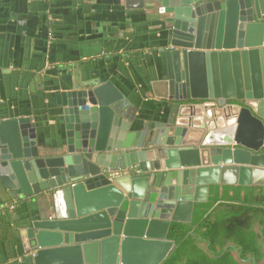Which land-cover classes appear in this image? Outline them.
I'll list each match as a JSON object with an SVG mask.
<instances>
[{"label": "water", "instance_id": "water-1", "mask_svg": "<svg viewBox=\"0 0 264 264\" xmlns=\"http://www.w3.org/2000/svg\"><path fill=\"white\" fill-rule=\"evenodd\" d=\"M161 5L170 99L205 102L172 135L129 133L110 82L69 94L62 155L39 146L30 117L0 121V181L49 202L23 232L25 264H162L171 224L191 223L211 186L264 187V0Z\"/></svg>", "mask_w": 264, "mask_h": 264}, {"label": "crops", "instance_id": "crops-1", "mask_svg": "<svg viewBox=\"0 0 264 264\" xmlns=\"http://www.w3.org/2000/svg\"><path fill=\"white\" fill-rule=\"evenodd\" d=\"M161 1L0 0V121L30 117L39 146L53 152L66 142L69 94L110 82L132 132L156 135L170 125L172 135L193 105L170 99ZM48 206L0 181V264H25L29 215L36 220Z\"/></svg>", "mask_w": 264, "mask_h": 264}, {"label": "trees", "instance_id": "trees-1", "mask_svg": "<svg viewBox=\"0 0 264 264\" xmlns=\"http://www.w3.org/2000/svg\"><path fill=\"white\" fill-rule=\"evenodd\" d=\"M162 264H264V187H210L191 223L171 224Z\"/></svg>", "mask_w": 264, "mask_h": 264}, {"label": "flooded vegetation", "instance_id": "flooded-vegetation-1", "mask_svg": "<svg viewBox=\"0 0 264 264\" xmlns=\"http://www.w3.org/2000/svg\"><path fill=\"white\" fill-rule=\"evenodd\" d=\"M165 10H166V8H164V7L160 8V13L164 16V18H166V16H167V15L165 14ZM245 10H246V7H245V9H242V8H241V12H243V11H245ZM241 14H242V13H241ZM255 21H256V20H255ZM257 22H258V21H257ZM238 23H239V22H238ZM164 24H165V22H164ZM167 49H168V48H167ZM167 49H166V50H167ZM261 65L264 66L263 63H261ZM262 75H263V82H264V70H262ZM185 102H186V101H185ZM197 102H198V101H197ZM197 102H190L189 105H193V106H195V105H197ZM200 103H201V105H204V104H205L204 101H201ZM186 104H188V103H186ZM232 105H238V106H241V107H242V106H245V104H244L243 102H238V101H227L226 105H225L224 107H220V106H219V109L222 110V109H224V108H226V107H228V106H232ZM255 107H256V105H255ZM123 113H124V112H123ZM121 117H122L123 120H126L127 122H129V121L131 120V118H130L127 114H125V115L122 114ZM203 119L205 120L204 117H203ZM129 124H130V122H129ZM130 126H131V124H130ZM160 126H163V125L160 124ZM176 127H177V126H175V128H176ZM168 128H169V129H170V128L172 129V127H171L170 125H169V126L167 125V126L165 127V129H168ZM175 128H174L173 130H175ZM197 130H201L200 132H202V131H204V130H205L206 133L209 132V131H207V129H205V128H203V129H197ZM129 133H133V134H136V133H137V134H139V133H142V134H143V133H146V134H147L148 131L146 130V131H140V132H132V131H131V127H130V128H129ZM206 133H205V134H206ZM153 135H154V134H153ZM159 135H160V133H159L158 135L156 134V136H159ZM150 136H151V134H148V137H150ZM66 138H67V136H66ZM203 139H204V137L202 138V140H203ZM37 140H38V139H37ZM38 144H39V140H38ZM65 144H66V142H65ZM65 144H64V145H65ZM39 145H40V144H39ZM193 145H194L193 147H197V146H199V145L201 146V145H202V141H199V144H198V145L195 144V143H193ZM235 147H236V146H235ZM61 150H62L61 147L58 148V149H55L54 151H56V152H54V153H58V154L62 155ZM212 150H213V151H216V148H213V147H212ZM218 150L220 151V149H218ZM260 153H264V149L261 150ZM63 155H64V154H63ZM131 172L133 173V171H131ZM127 173H129V171H128V170H124V171L120 172L118 175H119V176H120V175L123 176V175H126ZM208 196H209V195H208ZM33 218H34V217L32 216V218L29 219V221H30V220H35V219H33ZM28 249H29V248H28Z\"/></svg>", "mask_w": 264, "mask_h": 264}]
</instances>
